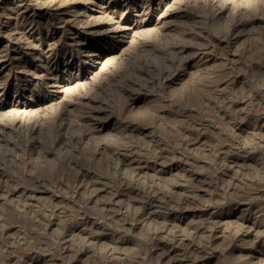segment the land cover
<instances>
[{
  "label": "rangeland",
  "instance_id": "374dc122",
  "mask_svg": "<svg viewBox=\"0 0 264 264\" xmlns=\"http://www.w3.org/2000/svg\"><path fill=\"white\" fill-rule=\"evenodd\" d=\"M0 57V264H264V0H0Z\"/></svg>",
  "mask_w": 264,
  "mask_h": 264
},
{
  "label": "bare ground",
  "instance_id": "6f19581e",
  "mask_svg": "<svg viewBox=\"0 0 264 264\" xmlns=\"http://www.w3.org/2000/svg\"><path fill=\"white\" fill-rule=\"evenodd\" d=\"M211 1H212V0H211ZM185 13H186V11H185ZM246 19H247V18H246ZM242 20L245 21L243 18H242ZM245 22H246V21H245ZM250 22H251V21H250ZM251 23H252V22H251ZM251 23H250V24H251ZM254 23H255V21H254ZM238 25H239V24H238ZM246 25H247V24H246ZM252 25H253V24H252ZM255 25H256V24H255ZM232 26H233V25H232ZM234 26H236V25H234ZM241 26H242V24H241ZM244 26H245V25H244ZM244 26H243V27H244ZM252 28H254V27H252ZM236 29H237V28H236ZM239 29H240V28H239ZM250 30H251V29H250ZM226 31H227V30H226ZM228 31H229V30H228ZM242 32H244V31H242ZM234 33H235V32H234ZM234 33H233V34H234ZM238 33H239V32H238ZM230 34H231V33H230ZM233 34L230 36V38H229V42H231V41H233V40H235V39H238L239 36H238L237 34H236V35H233ZM240 34H241V33H240ZM240 34H239V35H240ZM221 35H222V34H221ZM225 36H226V35H225ZM227 36H228V35H227ZM222 37H223V36H222ZM225 38H226V37H225ZM173 46L178 47L177 45H173ZM7 56H8V55H7ZM3 57H4V56H3ZM0 58H1V57H0ZM11 58H12V57H11ZM10 64H11V63H10ZM170 64H173V63H170ZM170 64H169L168 66H170ZM22 65L24 66V64H22ZM166 65H167V64H166ZM10 66H11V65H10ZM12 67H13V66H12ZM15 68H16V66H15ZM170 68H171V67H170ZM16 69H17V68H16ZM19 69H20V68H19ZM33 71H34V69H33ZM9 72H10V71H9ZM14 72H15V71H14ZM35 72H36V71H35ZM165 72H168V68H167V71H165ZM165 72H164V73H165ZM159 73H160V72H159ZM159 73H158V75H159ZM161 73H162V72H161ZM164 73H162V74H161L162 76H161V75H160V76H161V77H165V76H167V75H165ZM9 74H10V73H9ZM151 75H152V74H151ZM7 77H8V76H7ZM157 79H158V77H157ZM163 79H164V78H163ZM163 79H162V80H163ZM160 80H161V79H160ZM151 82H152V81H151ZM85 135H86V134H84V136H85ZM1 168H3V167H1ZM1 171H2V170L0 169V172H1ZM2 172H3V171H2ZM1 175H2V174H1ZM7 175H8V174H7ZM8 176H9V175H8ZM79 176H80V175H79ZM79 176H78V177H79ZM81 176H82V175H81ZM5 177H6V176H5ZM10 177H11V176H10ZM12 177H13V176H12ZM14 178H15V177H14ZM24 178H26V177H24ZM24 178L22 177V178H20V179L23 180ZM2 179H3V178H2ZM7 179H8V177H7ZM20 179H19V180H20ZM11 180H12V179H11ZM13 180L15 181V179H13ZM16 180H17V177H16ZM19 180H18V181H19ZM21 180H20V181H21ZM18 181H16V182H18ZM56 181H57V180H56ZM81 182H82V181H81ZM8 183H9V182H8ZM78 183H79V182H78ZM19 184H20V182H19ZM56 184H57V183H56ZM8 186H9V185H8ZM3 187H4V186H3ZM20 190H21V189H20ZM9 191H10V190H9ZM7 194H8V193H7ZM0 197H1V196H0ZM6 197H7V196H6ZM11 198H12V197H11ZM8 199H9V198H8Z\"/></svg>",
  "mask_w": 264,
  "mask_h": 264
}]
</instances>
